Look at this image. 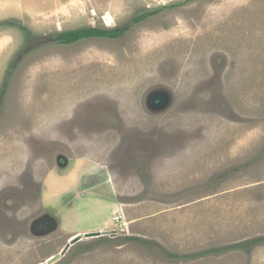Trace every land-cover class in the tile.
I'll use <instances>...</instances> for the list:
<instances>
[{"label": "rangeland", "instance_id": "obj_1", "mask_svg": "<svg viewBox=\"0 0 264 264\" xmlns=\"http://www.w3.org/2000/svg\"><path fill=\"white\" fill-rule=\"evenodd\" d=\"M7 1L0 264H264V0Z\"/></svg>", "mask_w": 264, "mask_h": 264}, {"label": "trees", "instance_id": "obj_2", "mask_svg": "<svg viewBox=\"0 0 264 264\" xmlns=\"http://www.w3.org/2000/svg\"><path fill=\"white\" fill-rule=\"evenodd\" d=\"M154 13H143L137 17H135L132 21V24H138L144 20H146L149 16L153 15ZM13 25V22H10V25ZM23 31H29V28L25 25H20ZM129 28V26H124L120 29H102L97 27H81L77 29L72 30H66L63 32H60L56 34V40L60 44H72L75 42H78L82 39L92 38V37H106V38H119L122 36L124 31H126ZM264 244V237L260 238H254L251 240H246L244 242H241L237 245H232L224 248V251H228L235 248H241V247H254L256 245ZM221 249H213L210 250L209 253L212 252H219ZM223 251V250H222Z\"/></svg>", "mask_w": 264, "mask_h": 264}, {"label": "crops", "instance_id": "obj_3", "mask_svg": "<svg viewBox=\"0 0 264 264\" xmlns=\"http://www.w3.org/2000/svg\"><path fill=\"white\" fill-rule=\"evenodd\" d=\"M10 6H12L13 8H10V10H9V7H8V1L7 0H0V14H4V13H7V12H15V10L17 11V10H19V6H17V8L15 7V6H13V5H10ZM118 185V184H117ZM129 185V184H128ZM134 186V185H133ZM113 189V188H112ZM122 191V186L121 187H117L116 188V194H115V196H114V198L112 197V198H109V199H112L113 200V208L115 207V206H117L118 205V207L120 206V209H121V211H122V216L125 214L126 215V217H127V220H128V218H130V214H129V209H128V206H127V204L126 203H123V202H129V201H125V200H122V199H120V197H122V196H125V194L127 195V196H130L128 193V189H126V193H123V192H121ZM111 192V191H110ZM120 196V197H119ZM99 197H105V196H103V195H101V194H99ZM107 198H108V195H107ZM147 198V197H146ZM136 202V201H135ZM137 202H147V199H143V200H140V201H137Z\"/></svg>", "mask_w": 264, "mask_h": 264}, {"label": "water", "instance_id": "obj_4", "mask_svg": "<svg viewBox=\"0 0 264 264\" xmlns=\"http://www.w3.org/2000/svg\"><path fill=\"white\" fill-rule=\"evenodd\" d=\"M156 100H159V103H158V104L163 105V104L165 103V100H166V99H165V95H163V94L160 93L158 96H156V98H154V102H155V103H157ZM99 234H101L100 231H98V232H92V233H87L86 236L89 237V236H92V235L94 236V235H99ZM59 257H60V255L57 256V257H55V258H52V259L50 260V263L53 262L55 259H57V258H59Z\"/></svg>", "mask_w": 264, "mask_h": 264}, {"label": "bare ground", "instance_id": "obj_5", "mask_svg": "<svg viewBox=\"0 0 264 264\" xmlns=\"http://www.w3.org/2000/svg\"><path fill=\"white\" fill-rule=\"evenodd\" d=\"M105 22H106V24H112L113 22H112V19L110 18V17H107L106 19H105Z\"/></svg>", "mask_w": 264, "mask_h": 264}, {"label": "flooded vegetation", "instance_id": "obj_6", "mask_svg": "<svg viewBox=\"0 0 264 264\" xmlns=\"http://www.w3.org/2000/svg\"><path fill=\"white\" fill-rule=\"evenodd\" d=\"M98 28V27H97ZM100 28V27H99ZM102 29H107V28H102ZM112 29H120V27L119 28H112ZM110 39H118V38H110Z\"/></svg>", "mask_w": 264, "mask_h": 264}]
</instances>
